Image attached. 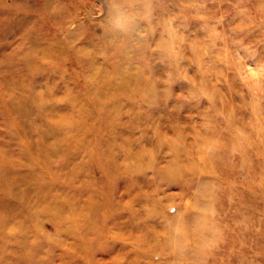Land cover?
Wrapping results in <instances>:
<instances>
[{
	"label": "rangeland",
	"instance_id": "obj_1",
	"mask_svg": "<svg viewBox=\"0 0 264 264\" xmlns=\"http://www.w3.org/2000/svg\"><path fill=\"white\" fill-rule=\"evenodd\" d=\"M0 36V264H264V0H0Z\"/></svg>",
	"mask_w": 264,
	"mask_h": 264
},
{
	"label": "bare ground",
	"instance_id": "obj_2",
	"mask_svg": "<svg viewBox=\"0 0 264 264\" xmlns=\"http://www.w3.org/2000/svg\"><path fill=\"white\" fill-rule=\"evenodd\" d=\"M2 29V28H1ZM5 30V29H4ZM1 37V36H0ZM3 39V38H2Z\"/></svg>",
	"mask_w": 264,
	"mask_h": 264
}]
</instances>
